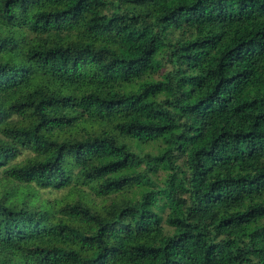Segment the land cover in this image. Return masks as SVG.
Wrapping results in <instances>:
<instances>
[{
	"label": "trees",
	"instance_id": "trees-1",
	"mask_svg": "<svg viewBox=\"0 0 264 264\" xmlns=\"http://www.w3.org/2000/svg\"><path fill=\"white\" fill-rule=\"evenodd\" d=\"M0 264H264V0H0Z\"/></svg>",
	"mask_w": 264,
	"mask_h": 264
},
{
	"label": "rangeland",
	"instance_id": "rangeland-1",
	"mask_svg": "<svg viewBox=\"0 0 264 264\" xmlns=\"http://www.w3.org/2000/svg\"><path fill=\"white\" fill-rule=\"evenodd\" d=\"M144 153H155V149L153 147H145L143 149V154ZM33 193L39 198V200L41 202H51L53 203L54 201H60L61 199H63L67 194L68 191H60V192H56V191H48V190H33Z\"/></svg>",
	"mask_w": 264,
	"mask_h": 264
}]
</instances>
